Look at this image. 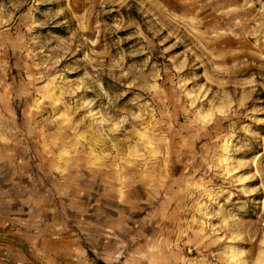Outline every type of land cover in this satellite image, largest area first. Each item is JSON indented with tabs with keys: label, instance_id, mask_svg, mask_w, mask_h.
Wrapping results in <instances>:
<instances>
[{
	"label": "rangeland",
	"instance_id": "374dc122",
	"mask_svg": "<svg viewBox=\"0 0 264 264\" xmlns=\"http://www.w3.org/2000/svg\"><path fill=\"white\" fill-rule=\"evenodd\" d=\"M0 264H264V0H0Z\"/></svg>",
	"mask_w": 264,
	"mask_h": 264
}]
</instances>
